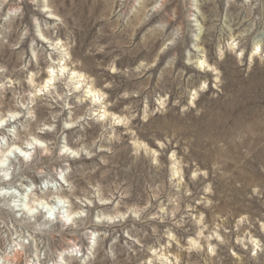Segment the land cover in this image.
Masks as SVG:
<instances>
[{
  "label": "clouds",
  "instance_id": "1",
  "mask_svg": "<svg viewBox=\"0 0 264 264\" xmlns=\"http://www.w3.org/2000/svg\"><path fill=\"white\" fill-rule=\"evenodd\" d=\"M26 2L32 5L33 12L52 23H42L32 15L35 40L29 46L30 59L21 52L17 67L9 69L0 64V264H224L225 257L219 255L222 248L227 250L229 264H262L264 214L217 215L209 224L194 205L184 203L182 209V198L192 193L184 182V168L188 165L174 150L168 157V186L172 191L166 199L160 198L161 186L157 185L148 189L150 196L143 204L128 202L131 185L118 176L109 180L110 161L100 154L111 156L112 145L121 142L117 127L123 128L124 134L136 136L130 127L136 114L128 113V106L123 113L109 111L111 103L103 89L112 85L97 87L95 78L83 70L82 62L73 59V44L57 35L58 28H67V24L54 0H0V47L7 45L15 50L29 36L24 22ZM100 2L103 8L99 19L108 24L111 33L126 32L131 43L144 29L142 41L161 40L155 58L150 63L141 60L135 67L139 74L154 67L160 55L175 47L187 31L191 48L198 56L185 63L214 73L213 87H218L219 72L207 63L200 43L210 27H218L223 37V43L217 46L219 59L227 51L242 65L247 52L249 71L254 60L264 64V0H223L222 11L217 0H180L182 20H177L173 9L170 14L164 13L167 20L155 24L150 23L153 17L164 12L170 0ZM206 3L216 6L211 23L203 11ZM172 22L175 23L170 27ZM13 34H17L16 40L10 43ZM248 37H252L250 47H242ZM36 40L47 49L35 48ZM97 51L103 52L104 46ZM186 56L191 57L192 53L186 52ZM174 60L175 57L165 66L170 67ZM108 70L117 71L114 65ZM207 87L208 82L202 81L198 88L188 91L189 99L181 112L195 108L198 93ZM138 94L125 91L121 95L127 98ZM167 99V95L157 98L159 107L152 112L145 103L140 119L147 122L151 115L163 113ZM93 124L100 130L89 140L84 133ZM257 140L264 142V116L232 128L225 139L217 141L216 147L221 159L227 161L230 153H241L243 163L253 156ZM164 141L171 143V138L165 136ZM165 142L155 141L160 149L166 146ZM129 143L133 156L143 151L154 166H159L158 151L138 139ZM93 158L98 159V164L88 169L77 163ZM218 167L213 165L214 169ZM259 170L264 173V164ZM198 177L207 179V169L193 170L191 179ZM248 188L249 200L264 201V185L250 183ZM212 191L211 184H205L195 204L211 207L213 201L207 196ZM153 201L158 203L149 212ZM130 220L167 222L168 226L162 232L153 226V240L146 244L147 232L136 234L133 229L122 227ZM188 220L195 230L181 239L173 229L183 227ZM193 254L197 259H193Z\"/></svg>",
  "mask_w": 264,
  "mask_h": 264
},
{
  "label": "rangeland",
  "instance_id": "2",
  "mask_svg": "<svg viewBox=\"0 0 264 264\" xmlns=\"http://www.w3.org/2000/svg\"><path fill=\"white\" fill-rule=\"evenodd\" d=\"M54 3L67 24V28H58L57 35L61 39L67 38L68 42L73 44L71 48L73 59L82 62L83 70L95 78L97 87L103 88L105 83L112 85L103 89L108 94V102L111 103L109 111L123 113L125 106H128V113L136 114V119L130 125L136 136L124 134L125 130L117 127L116 133L121 136V142L112 145L111 156L100 154L110 161L108 179L118 176L120 179H127L131 185L132 196L128 202L143 204L150 196L148 189L157 185L161 186L160 198L166 199L172 191L168 186L170 163L168 157L174 150L177 157H182L188 165L184 168V182L192 193V196L182 198V209L184 203L194 205L197 213L205 214V222L209 224L217 215L234 217L242 212H248L256 217L264 214V201L247 198L250 183L264 185V173L259 170V166L264 164V142L257 140L253 145L256 149L253 156L243 163H240L243 159L241 153H230L227 161L221 159L216 147L217 141L225 139L232 128L264 116V64L254 60L249 71L247 52L242 65L237 62L235 55L227 51L224 58L219 59L217 46L223 43V37L218 27H210L202 36L200 43L205 50L207 63L215 66L219 72L218 87H213L216 83L214 73L200 71L185 63L186 59H195L198 56L191 48L192 40L187 31L175 47L160 55L154 67L147 71L142 70L143 74H139L134 71L135 67L141 60L150 63L155 58L161 44L160 39L145 38L142 41L144 29L137 32L131 43L128 42L126 32L111 33L108 24L99 19L103 8L100 0H54ZM217 4L222 11L223 0H217ZM24 8L26 13L24 22L28 25L29 36L15 50L7 45L0 47V64L6 65L9 69L18 66L21 52L26 59H30L29 46L35 40L30 17L36 15L42 23H52L51 20L46 21L40 13L33 12L31 4L26 2ZM215 8L216 6L211 3L203 6L210 23ZM173 9L176 10L177 20H182L184 12L180 0H170L164 12L154 16L150 23L167 20L168 16L164 13L170 14ZM174 23L172 22L170 27ZM48 34L50 35V32ZM16 36L17 34H13L9 42L14 43ZM251 39L252 37H248V42L242 43L241 46L249 48ZM101 46H104V51L98 52L97 48ZM35 48L46 50L47 46L36 40ZM186 52H191L192 56H186ZM173 57H175L173 64L166 67ZM110 65H114L117 71L114 73L109 71ZM41 66L43 67V60ZM202 81L208 82L207 89L198 93V98L194 101L195 108L188 107V110L182 113L181 108L187 105L189 99L188 91L198 88ZM125 91L139 94L124 98L121 94ZM165 95L168 99L163 113L151 115L147 122L141 120L145 103L148 111L152 112L159 107L156 99ZM176 101L179 103H175ZM43 114L44 110H41V115ZM99 130V126L93 124L84 134L91 140ZM165 136L171 138V143L164 141ZM131 139L144 141L150 148L158 151L159 166H154L151 157L144 155L143 151L139 156H133V147L129 143ZM156 140L165 142L166 146L160 149L155 143ZM185 149L188 151L185 152ZM77 163L88 169L98 164V159L82 160ZM214 164L220 167L214 169ZM196 168L207 169V179L198 177L193 181L191 173ZM103 170L101 167V171ZM207 183H210L213 189L212 194L207 196V199L213 201L209 208H205L203 204H195ZM237 183L240 187L236 186ZM152 203L153 208L149 212L155 210L158 202ZM231 223L230 218L227 226L230 227ZM153 226L158 232H162L168 224L167 222L160 224L157 221L139 223L130 220L122 227L131 228L136 234L147 232L148 236L144 241L147 244L153 240L151 234ZM121 230L117 228V231ZM173 230L182 239L191 235L195 229L188 220L183 227ZM219 255L225 257L224 264H229L230 258L227 256L226 248H222ZM193 259H197L195 254ZM261 261L264 264V257H261Z\"/></svg>",
  "mask_w": 264,
  "mask_h": 264
}]
</instances>
